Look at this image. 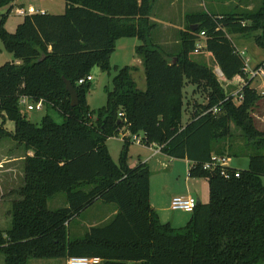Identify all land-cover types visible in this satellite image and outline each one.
I'll list each match as a JSON object with an SVG mask.
<instances>
[{
	"label": "trees",
	"instance_id": "16d2710c",
	"mask_svg": "<svg viewBox=\"0 0 264 264\" xmlns=\"http://www.w3.org/2000/svg\"><path fill=\"white\" fill-rule=\"evenodd\" d=\"M15 1L0 0V9L10 7L0 22V42L22 61L0 67V142L10 138L32 155L25 160L22 200L12 205L11 228L0 231L5 264L71 257H99L101 264L264 261V130L253 117L264 97L252 87L245 60L228 37L252 35L264 49V0L254 12L187 14L175 56L152 39L156 0H65L64 14L25 16L10 33L5 24ZM202 32L205 50L224 77L244 80L241 103L227 93L213 68L192 58ZM132 38L141 41L136 54L145 70L146 90L138 89L136 67L118 69L107 104L95 112V119L87 100L91 82L79 81L95 67L110 72L118 41ZM65 79L77 91L75 107ZM188 84L204 101L186 104ZM22 97L42 100L63 122L47 114L40 124L32 123L20 105ZM184 112L190 113L186 124ZM6 119L15 123L14 133L5 128ZM233 125L246 139L249 169L239 171L240 177L231 167L204 170L213 155L223 156L217 146L233 137ZM121 131L143 137V145L161 148L172 159L188 160L189 176L208 182L210 201L196 207L186 226L161 221L151 205L149 165H128L131 140L126 133L119 163L113 161L107 143ZM60 193L66 195L67 206L50 210L48 202ZM96 203L116 208L112 220L91 227L82 238H71V221Z\"/></svg>",
	"mask_w": 264,
	"mask_h": 264
},
{
	"label": "rangeland",
	"instance_id": "374dc122",
	"mask_svg": "<svg viewBox=\"0 0 264 264\" xmlns=\"http://www.w3.org/2000/svg\"><path fill=\"white\" fill-rule=\"evenodd\" d=\"M262 0H156L152 18L156 19L153 21L157 25L156 29L152 33V39L155 43L159 44L162 49L169 55L175 56L180 50V39L179 31L187 29V14H194L200 12H207L212 15H224L227 13H244V12H254L260 8ZM34 8L36 11H44L47 14H64L66 11V1L65 0H16L13 3V11L9 15L5 29L10 33H15L18 25H20L25 16L19 15L15 12L16 8ZM10 7H4L0 9V22L4 15L8 14ZM167 23V24H166ZM178 28L181 29L178 31ZM170 30V33L167 32ZM172 32V33H171ZM176 32V33H174ZM259 32H256L258 34ZM252 35H242V34H230L228 37L232 41L233 45L240 50H246L247 58L251 60L250 69H255L258 64L264 61V49H262L254 40ZM169 38V40L167 39ZM179 39V40H178ZM179 41V42H177ZM138 43L141 45V41L138 39H122L117 44V49L111 58V70L108 73H103L99 67H95L91 71V76L93 81L91 82V91L88 94L87 100L91 108L94 111L93 118L96 119V113L98 110L102 109L107 104V91L113 89V79L118 73V69L125 66H134V61L137 60L135 45ZM192 58L204 65L213 68L215 73L218 75L219 67L217 66L213 56L207 52L205 49L200 53H193ZM16 63L20 64L22 61L16 59L14 55L5 49V46L0 42V67L4 66L6 63ZM140 68L143 66L140 65ZM250 74H247L248 79H250ZM135 80L138 89L145 91L146 76L145 70L143 75L140 73L136 74ZM226 88L227 93L232 94L241 88V83L244 81L240 77H236L234 80H227L226 78L219 77ZM263 80L258 77L252 82V87L262 92ZM196 87L192 84H188L185 87L186 94V104L189 101H204L199 92H195ZM31 104L36 105L34 102ZM23 112L26 114L27 118L34 124H40L43 117L47 114L53 116L55 120L59 123L63 122V117L59 114L57 110L46 109L28 111L26 106L22 107ZM190 113L184 112L183 124H186L189 120ZM253 117L256 123V127L259 130H264V98L259 101L257 106L253 111ZM3 123V118L0 116V127ZM5 128L11 132H15V123L9 119H6ZM125 130V129H124ZM233 137L229 139L226 143H221L217 146V151L219 154L227 157V164L231 168L238 171H244L249 169L250 159H249V148L247 147V142L242 132L235 126H232ZM123 133H126L128 139L131 141V145L128 150V165L130 168H136L142 163H146V160L155 153V149L148 147L146 145L136 144L132 140L131 133L126 131H121L116 137L110 138L108 140V149L110 151L113 161L118 164L120 160V155L125 143V138ZM22 146H19L14 140L7 138L0 142V178L5 181L9 174L16 176L19 182L24 180V165L20 162L17 164H8V158L17 153ZM22 153L19 154V156ZM164 154V153H163ZM218 155V154H216ZM166 159L164 161V159ZM163 161H158L154 159L148 165L153 174V187H152V200L157 207L162 209L160 213L164 219V223L167 222H183L181 227L186 226L191 217L190 213H185L182 211L171 210V204L167 203L162 195L164 185H167L170 189L173 186L178 188L182 187L183 181L181 178L184 174L180 173L181 167L177 170V173L169 174L168 167L170 165L169 158H165L162 155ZM173 161V160H172ZM177 162V161H176ZM178 162H181L178 160ZM181 164V163H179ZM12 168V171H7ZM183 173H185V167L183 166ZM168 170V171H167ZM164 174H167L164 175ZM183 179V178H182ZM205 192L202 195L200 193L201 203L207 204L210 201V189L207 181H204ZM262 184L264 186V177H262ZM21 185V184H20ZM18 187H21V186ZM17 187V188H18ZM164 194V193H163ZM15 199H20L17 196H0V229H9L12 222V217L10 211L12 209V204ZM48 206L50 210H57L62 207L67 206L66 195L64 193L57 194L49 202ZM116 208L113 205H106L102 203H96L94 206L86 210L80 217L71 221L69 225V235L71 238H82L93 226H102L109 223L115 215ZM186 221V222H185ZM3 260L5 264V256L0 253V261ZM68 259H30L28 264H67ZM260 264H264L262 261Z\"/></svg>",
	"mask_w": 264,
	"mask_h": 264
},
{
	"label": "built area",
	"instance_id": "2783aa9c",
	"mask_svg": "<svg viewBox=\"0 0 264 264\" xmlns=\"http://www.w3.org/2000/svg\"><path fill=\"white\" fill-rule=\"evenodd\" d=\"M15 12L19 15L23 16H28V15H35V14H41V15H46L47 13L44 11H36L34 8H29L28 10L22 7L16 8ZM206 34L205 32H202L199 35V38L196 42V48H195V53H200L204 49H206ZM237 53L245 60V73L250 74V81H254L258 77H260L263 80L261 89L262 92H258L264 97V61L258 64V66L255 69H250V63L251 60L247 58V52L246 50H240L236 48ZM219 77H224V74L222 73L221 69H219L218 72ZM93 78L92 76H88L86 78H83L79 81L80 85H83L87 82H92ZM252 85V84H251ZM237 103H241L244 100V95L242 93V87L238 89L236 92L230 94ZM31 101L26 98L22 97L20 100V105L26 106L28 111H33V110H42L44 108V103L43 101H39L36 103V105L31 104ZM215 113L218 112V109L214 110ZM127 136V135H125ZM132 140L136 144L143 145V137L134 135L132 136ZM158 148V147H157ZM161 151V148H158V152ZM157 153V152H156ZM218 167H230L227 164V157L226 156H221V155H213L212 159L209 163L204 165V170H215ZM222 175L226 178H230L231 175L229 172L226 170L222 171ZM235 177H240L239 171L234 172ZM198 200L194 197H183V196H177L174 197L171 201V210L173 211H182L185 213H190L192 214L196 207L198 206ZM103 260L99 257H71L68 259L67 264H101Z\"/></svg>",
	"mask_w": 264,
	"mask_h": 264
},
{
	"label": "crops",
	"instance_id": "0c3cea01",
	"mask_svg": "<svg viewBox=\"0 0 264 264\" xmlns=\"http://www.w3.org/2000/svg\"><path fill=\"white\" fill-rule=\"evenodd\" d=\"M151 19L153 21H156V19H154V18H151ZM179 30H181V29L178 28V31ZM167 32L170 33V30L167 29ZM174 33H176V32H174ZM179 38H180V31H179ZM134 39H136V38H134ZM167 39L169 40V38H167ZM121 40L118 41V45H119V42ZM177 42H179V41H177ZM138 46H140V45L138 43H136L135 51H136V48ZM134 62L135 63H134L133 67H136L138 69V71H136L134 73V76L136 74L139 75L140 73L143 75L144 69L140 68V65L143 66L141 59L138 57L137 60H135ZM151 148L155 149V153L152 155V157H150V158H148L146 160L147 164H149L154 159H158V161H163L162 160V158H163L162 155H164L165 158L167 157V159L169 158L167 155L163 154L161 151L158 152V148L156 146H152ZM17 153H19V154L22 153V154L20 156H19V154H14L11 157H9L8 160H7L8 164H14V163L17 164L18 162H20L22 165H24V168H25L26 157H27V155H32V153L31 152H27L24 147H21L18 150ZM165 160L166 159H164V161ZM168 160L170 162V165L168 167L169 171L167 170L169 174L177 173L178 172L177 170L181 167L180 173H177V174H184L183 177H182L183 179L181 178V181H183L184 185L181 188L180 187L178 188L177 186H173V188H171V189L167 185H164L162 195H159L160 198L163 196L165 201L167 203H169V204H171L172 199L174 197H177V196L194 197L196 199L200 198L201 197L200 193H202V195H203L204 194L203 192H205V184H203V182L206 181V180L205 179H193V178H191L189 176V170H190V167H191V163L188 160H185V159H172V158H169ZM178 160L181 161V162H178ZM179 163H181V164H179ZM183 166L185 167V173H183V168H182ZM12 170H13L12 168H9L7 171H12ZM9 175L10 176H8V178H6L5 181L0 178V196H3V197H5V196H13V197L17 196V197H19L20 199H15L13 201V203H14L16 201L22 200V197H21V195L19 193H20V190L22 189V187L24 186V180L22 182L21 181L19 182L18 178L15 175L13 176L12 173H10ZM164 175L167 176V174H164ZM153 181L154 180H153V174H152L151 175V193H150L151 205L158 212L161 221L164 223V221H163L164 219L162 218V216L160 214L162 212V209L160 207H157L154 204L153 200H152V198H153L152 197ZM19 185L21 187H18ZM197 200H198V202L200 204H203V203H201L200 199H197ZM115 214H116V211H115ZM10 215H11V211H10ZM189 220H190V218H189ZM170 223H172V225L175 228H182L181 226L184 223V221L183 222H181V221L180 222L179 221L178 222H176V221L173 222L172 221ZM11 225H12V222H11ZM10 228H11V226H10ZM9 229L8 228L7 229H3V230L0 229V231H6V230H9ZM4 262H5V260H4ZM0 264H3V260L0 261Z\"/></svg>",
	"mask_w": 264,
	"mask_h": 264
},
{
	"label": "water",
	"instance_id": "95a60500",
	"mask_svg": "<svg viewBox=\"0 0 264 264\" xmlns=\"http://www.w3.org/2000/svg\"><path fill=\"white\" fill-rule=\"evenodd\" d=\"M193 31L196 30V27H193L192 28ZM174 63H177L178 59L177 58H174ZM65 83H66V89L67 91L69 92L70 96H71V104L73 107L77 106L78 105V94H77V91L75 89V87L71 84L70 81L66 80L65 79ZM198 205H200V203H198Z\"/></svg>",
	"mask_w": 264,
	"mask_h": 264
}]
</instances>
